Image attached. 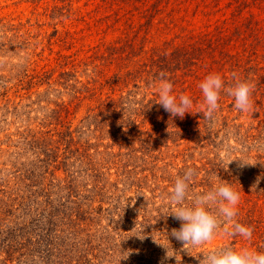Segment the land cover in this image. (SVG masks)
I'll list each match as a JSON object with an SVG mask.
<instances>
[{"label":"rangeland","instance_id":"374dc122","mask_svg":"<svg viewBox=\"0 0 264 264\" xmlns=\"http://www.w3.org/2000/svg\"><path fill=\"white\" fill-rule=\"evenodd\" d=\"M180 1L170 0L169 19L162 11L153 21L141 52L144 27L132 54L108 63L97 56L106 55L110 43L122 44L124 20L107 29L111 23L97 19L118 0H0V264H176L166 250L181 264H199L228 247L264 252V2L244 0L236 9V0ZM135 5L142 4L124 2L118 12L137 25L144 20L132 14ZM161 17L172 20L169 28L158 25ZM200 33H209V50L195 55L200 61L180 70L168 64L173 73L163 76L177 101L182 94L192 100L180 125L170 127L158 103L162 72L154 76L156 66L144 71L142 65ZM225 54L240 62L235 82L253 85L252 107L236 109L225 88L219 109L205 116L199 85L209 74L232 79L230 64L220 71ZM132 71L142 76L126 77ZM127 94L141 105L158 100L161 112L132 123L139 106L125 103L99 134L86 124L84 135L75 133L92 109ZM156 119L163 127L154 126ZM166 125L177 135H167ZM115 127L132 132L104 133ZM67 129L71 142L61 136ZM84 151L91 159L79 156ZM188 169L190 195L223 180L240 201L233 221L220 218L214 239L182 250L171 235L181 222L170 214L175 206L168 197ZM48 214L58 217L56 226ZM239 221L253 229L250 239L225 234Z\"/></svg>","mask_w":264,"mask_h":264},{"label":"clouds","instance_id":"9594fccd","mask_svg":"<svg viewBox=\"0 0 264 264\" xmlns=\"http://www.w3.org/2000/svg\"><path fill=\"white\" fill-rule=\"evenodd\" d=\"M163 75L162 73L158 103L171 116L183 118L188 112V108L191 107L192 100L182 94L177 101V97L171 94L172 83L163 79ZM199 87L207 106L204 115L211 116L219 109L218 100L223 88V80L219 74H209ZM252 89L253 85L248 82H239L234 87L227 89L228 94L235 98L236 109L247 111L252 107L250 99ZM192 177V169H188L183 177H177L168 197L171 204L175 206L170 214L181 222L179 229L171 230V235L183 244L182 250H186L187 245L200 246L214 239L221 228L220 218L222 217L225 221H233L237 216V206L240 201V193L235 191L229 182L223 180L222 183L215 185L212 190L206 193L190 195ZM189 199L191 204L185 203ZM213 206H215V211L212 210ZM233 229L232 232L225 229V234H238L247 239L252 236L253 229L251 227L236 223L233 225ZM173 251L175 252V250ZM127 256L122 259H126ZM172 257H175L176 264H181L182 258L178 259L176 255L169 254L166 250V258ZM197 258L199 259L198 256ZM199 264H264V252L248 248L233 250L228 247L203 256V259L199 260Z\"/></svg>","mask_w":264,"mask_h":264},{"label":"trees","instance_id":"16d2710c","mask_svg":"<svg viewBox=\"0 0 264 264\" xmlns=\"http://www.w3.org/2000/svg\"><path fill=\"white\" fill-rule=\"evenodd\" d=\"M131 0H118L117 4H115V7H117L116 9L112 8L107 14L103 15L102 18L97 19V22L101 23V22H106L107 24L111 23L110 25H107V29H110L112 27H114L116 24H118L121 20H124V35L125 38L122 41V44L119 45V42H113L110 43L108 45L105 46V50L104 53L106 55L104 56H100L97 58L99 60L102 61H107L108 63H111L112 61H122L123 60V55H125L127 58L129 57V55L132 54V45H135L134 42L135 40L138 38V34L141 33V29L144 27V30L142 31V37L140 38V43H138V45L140 46V52L141 50L144 48V44L145 42L148 40L147 39V35L149 33V31L154 27V23L153 21L159 16L160 12L163 11V13L166 15V17L169 19L170 16V12L168 11L169 8V2L170 0H153L152 3H149L146 0H135L137 3H141L142 5L140 6H133V10H132V14L134 12H136L135 14H140L142 16V19L144 20L143 23H138L137 25H134L132 21H130V19H126L123 18V16L119 15L118 9H122V5L125 2H130ZM142 1V2H141ZM179 1L181 3L180 0H175V2ZM189 1H193V0H186V2ZM264 2V0H261ZM236 9H240L241 7H245V2L244 0H236ZM231 5V4H230ZM114 6L113 4H111V7ZM97 8L99 9V6H97ZM130 13V12H129ZM159 19V26H164L166 28H169V26L172 24V20H165L164 17L158 18ZM258 24V23H257ZM248 25V24H247ZM246 25V26H247ZM237 32H239V29L236 30ZM209 33L206 34H198L196 36L191 35L190 37H187L188 39H190V41L195 40L193 43H189L186 45H172L170 46L171 48V52L168 54L165 51H162L164 54L162 55V57L159 58V62H161L163 64V66L161 67L159 65V62L155 59L151 58V62L152 64L147 65V63L143 64V69H145L144 71H146V69L149 67L150 71H152V67L156 66L158 68V70L156 71V73L154 74V76L156 74H158L160 72H162L164 75L166 76L167 73L172 74L173 73V69H170V67L168 66V64L170 65H174L176 67V70H180L182 65L188 64L186 67L188 68L189 65H195V63L193 61H200L198 56L195 55H201L204 52H207L209 50ZM131 39V41H130ZM201 43H205L206 47L204 46H198L197 44H201ZM163 44L168 45L170 43L164 42ZM105 45V44H104ZM98 47V46H97ZM153 53H155V55H153V57L156 56L157 51H153ZM234 56L231 55H227L225 54V61L223 63H221L220 65V71L223 70V67L228 63L230 64V73L231 75V80H227V77L222 76V80H223V90L225 88H231L234 87L237 83L235 82L236 80V76L237 74H241L242 69H241V65L239 64V60L234 59ZM166 62V63H165ZM221 62V61H219ZM218 62H216V60H213V65L217 64ZM187 68H185V72L184 75L187 74ZM163 70V71H162ZM150 71L148 70L147 73L149 74ZM209 71L206 70V73ZM142 71L139 72H130L128 74H126V77H130L133 76L134 78H136L137 73H139V77L142 76ZM183 75V76H184ZM172 79H174L175 82H179L181 80L177 79L175 76H170ZM170 78V79H171ZM183 79V78H181ZM199 79V78H198ZM120 77L119 76H115V81H119ZM223 92L222 90L220 91V93ZM135 96L127 94L125 97H120L117 100L114 99H110L107 98L106 100H104L101 104L100 107L92 109V111L89 112V114L83 119V123L81 126H79V128L75 131L76 134H80V135H84V132H81L82 128H85V126L89 125L90 127H93V131H91L90 133L92 135H95L96 133H100L101 130L103 129V127H109V124H106L105 121L107 119H109L110 117H112L113 115H115V113L121 112L124 110V108H122L121 106L123 104H128L129 106L131 105H138L139 107H135L132 110V116H134L135 121H133L132 123L136 122V119L138 120L139 118H142V122L145 121H149L148 119H145V117H148L150 113H152V116L155 117L159 114L158 112V100H150L146 105H141L137 102L134 101ZM151 103H155L154 106L150 107L149 104ZM161 106V105H160ZM163 108V107H162ZM162 111L165 114L164 117V121L163 123L168 124V126L170 127H178V125H180L181 122V118H179V116H171V114L167 111L164 110V108L162 109ZM117 116L119 114H116ZM86 124V125H85ZM163 124V125H164ZM141 125V123H140ZM162 124H159V121L156 119L154 122V126L156 127H163ZM168 126H165V129L168 130L167 131V135H172V136H176L177 133H175L174 131L171 130V128H168ZM87 132H89V129L87 130ZM132 132V130H126V132H121L120 127H115L113 129H111V131H106L105 130V134H108L109 136H130V133ZM143 134V133H141ZM61 136H66L69 138V142L72 141V136H73V132H70L68 129L66 132H64ZM88 148H86L85 150H87ZM80 157H90L91 156L87 155L84 152H82L81 154H79ZM66 160L68 158H65ZM51 221V223L49 222V225L52 226H56V221H57V216L56 215H49L48 216ZM238 224L242 225L241 222L239 221ZM43 231V230H42ZM45 231V230H44ZM47 233V231H46Z\"/></svg>","mask_w":264,"mask_h":264}]
</instances>
